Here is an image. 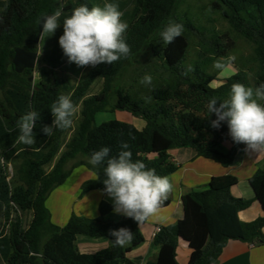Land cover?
Instances as JSON below:
<instances>
[{
    "label": "trees",
    "instance_id": "1",
    "mask_svg": "<svg viewBox=\"0 0 264 264\" xmlns=\"http://www.w3.org/2000/svg\"><path fill=\"white\" fill-rule=\"evenodd\" d=\"M117 3L119 0H109ZM179 0H134L123 21L128 29L124 34L130 46L129 58H121L112 65L102 63L85 71L68 63L63 50L54 46L47 56L49 66L40 68L39 80L33 72L38 61V45L42 41L43 16L62 9L64 17L73 9L86 4L89 8L103 6V0H0V258L3 264H135L128 254L143 242L139 224L131 218L119 222L103 219L112 206L100 202L96 218L71 214L65 224L55 225L45 201L50 192L62 185L74 165L83 163L94 174L93 179L80 185L79 198L90 190H101L105 178L103 167H93L89 157L102 146L119 150L121 140L127 141L133 160H142L160 176H168L177 166L170 161L169 150L191 147L196 156L210 159L223 167L229 166L241 148L233 143L227 152L218 149L229 139L228 127L223 123L214 129L208 118L207 102L212 97L229 98L231 86L241 83L254 87L264 82V0H217L214 5L225 10L222 15L233 31L254 45L258 63L253 85L247 72L237 68L222 80L206 70L207 62L197 61L194 71L181 73L188 48L182 34L176 41L159 49L153 41L172 18ZM189 29L197 33L193 26ZM63 29V26H60ZM214 58L226 57L234 41L223 34L209 42ZM141 53H151L165 70L174 76L171 86L152 87L144 97L131 96L115 85V80ZM59 69L62 74H56ZM77 78L73 84L69 78ZM100 80L101 89L90 94ZM213 81H219L212 86ZM60 95H70L78 116L72 127L55 130L46 136L42 128L51 125V105ZM264 103V102H261ZM37 111L35 145L28 147L14 143L18 136L19 118ZM123 111L144 122L142 129L117 119L95 123L99 112ZM70 135L66 137V133ZM134 137V139L130 138ZM14 156L17 163L9 178L8 161ZM97 177L99 179L97 180ZM238 183L233 175L211 177L204 191H191L182 196L183 217L173 224L162 226L153 236L158 247L155 261L146 264H178L176 247L182 239L190 249L188 264H216L229 240L252 245L264 244V215L242 221L239 212L251 201L232 196L230 190ZM254 199L264 212V170L257 169L248 179ZM167 199L163 207L168 204ZM30 214L28 223L25 216ZM127 228L134 235L125 247L113 246L110 230ZM105 238L108 246L95 253H80L76 236Z\"/></svg>",
    "mask_w": 264,
    "mask_h": 264
},
{
    "label": "clouds",
    "instance_id": "2",
    "mask_svg": "<svg viewBox=\"0 0 264 264\" xmlns=\"http://www.w3.org/2000/svg\"><path fill=\"white\" fill-rule=\"evenodd\" d=\"M62 9L43 16L40 41L52 36L62 25L63 34L58 43L68 63L77 67H96L102 63L112 65L121 58H129L130 46L125 42L124 34L128 29L127 22L122 20L124 13L117 3L105 2L103 6L89 8L82 4L73 9L61 23ZM184 25L169 18L159 35L164 45L172 44L181 37ZM235 56L220 57L213 63V68L221 73L235 61ZM194 69L189 65L181 74L187 76ZM141 84L151 85L152 76L146 74ZM264 82L254 87L234 83L229 98L219 100L212 97L206 104L208 118L214 129L227 124L228 135L233 143L243 144L246 153L264 154ZM52 124L42 128L43 133L51 137L55 130H63L73 126V118L78 109L70 95H60L51 105ZM37 111L23 114L17 121L18 136L14 143L31 147L35 145ZM130 138L134 139V137ZM120 150L111 155L112 148L102 146L94 150L89 157L93 167H103L105 178L102 192L112 200L113 211L117 215L131 218L139 225L150 218L163 220L160 215L164 202L173 190L169 177L160 176L154 168H148L142 160H133L127 141L121 140ZM3 162V157H0ZM99 177H97V180ZM114 237L113 246L125 247L130 244L134 235L127 228L110 230Z\"/></svg>",
    "mask_w": 264,
    "mask_h": 264
},
{
    "label": "crops",
    "instance_id": "3",
    "mask_svg": "<svg viewBox=\"0 0 264 264\" xmlns=\"http://www.w3.org/2000/svg\"><path fill=\"white\" fill-rule=\"evenodd\" d=\"M228 76L230 75H224L223 77ZM38 80L39 74L36 81ZM97 82L101 84L100 80L95 83ZM89 93L95 94L91 91ZM76 107L79 111V105ZM118 112L123 111L110 113L119 115ZM100 113L102 112L97 113L95 118ZM121 116L127 120L126 122L134 125L139 130L144 126V122L137 120L138 118H134L130 114H121ZM69 135L70 133L67 132L66 137ZM228 137L229 139L224 140L218 147L224 153L232 147L231 137L229 135ZM237 145L241 149L236 152L232 163L227 167H223L213 160L196 156L191 147L169 150L170 161L177 166L176 170L167 176L173 184V190L168 197V204L162 207L160 213L164 219L150 218L139 225L144 240L128 254V257L135 264H146L155 261L158 253V247L152 241L155 228L173 224L181 219L183 217L182 196L191 191H204L211 177L229 174L238 179V183L230 190L232 196L251 201L248 208L239 212L240 220L251 221L264 215L260 204L254 199V193L248 183V179L257 169L264 170V154H248L243 150L245 148L243 144ZM93 178L94 174L83 163L74 165L71 168L65 182L53 189L46 198L45 205L50 213L52 223L62 226L72 213L83 217L96 218L99 216L98 206L100 202L112 206V200L98 189L90 190L79 198L80 185L85 180ZM27 215L30 219V214ZM125 218L122 215L115 214L113 206L103 216V219L111 222H119ZM75 245L80 253L89 254L106 248L108 241L105 238H89L78 235L75 239ZM175 252L178 264H188L190 249L185 241L178 240ZM0 264H3L1 258ZM216 264H264V244L250 245L238 240H229L223 247Z\"/></svg>",
    "mask_w": 264,
    "mask_h": 264
},
{
    "label": "rangeland",
    "instance_id": "4",
    "mask_svg": "<svg viewBox=\"0 0 264 264\" xmlns=\"http://www.w3.org/2000/svg\"><path fill=\"white\" fill-rule=\"evenodd\" d=\"M109 2V0H103ZM134 0H119L117 4L120 10L124 13L122 20L133 7ZM217 0H179L172 15V20L184 25L183 35L188 39V48L186 52L185 61L183 65L189 66L197 61L207 62V72L217 80L223 79L224 75H231L237 68L243 69L247 72L248 79L251 84L254 82L255 73L257 71L258 63L254 55V45L247 39L233 31L227 19L222 15L224 7L217 8L214 3ZM187 25L193 26L197 33L189 29ZM160 33V32H159ZM234 41V47L227 53V56H235L236 59L226 72L221 73L219 70L213 68V63L216 59L211 54L209 42L211 38L221 36L223 34ZM63 34V29L59 27L56 32L41 41L38 45V61L36 69L33 72L34 81L38 79V70L49 66L47 56L54 49V46H59V37ZM153 47L159 49L163 41L158 35L153 41ZM91 66L85 67V71L89 70ZM56 74H62L59 69L55 70ZM152 76L151 85H144L140 80L146 75ZM73 84L77 83V78L69 76ZM174 83V76L169 71L165 70L159 60L151 53H141L136 57V62L131 64L124 72H122L115 80V85L120 87L124 92L131 96L144 97L149 90L154 86L167 85L171 86ZM218 84V81H213L212 85ZM253 87V86H252ZM101 89L99 82L95 83L91 88L92 93H97ZM78 109V108H77ZM119 115L102 112L95 118V123L99 124L103 121L117 119L123 122L124 119L121 114H128L126 112H118ZM77 113L73 118V124L76 121ZM142 121L141 119H137ZM143 122V121H142ZM128 123V122H126ZM17 163L14 156L8 161L9 178L12 177L13 167ZM29 221L28 215L25 216L26 224Z\"/></svg>",
    "mask_w": 264,
    "mask_h": 264
},
{
    "label": "built area",
    "instance_id": "5",
    "mask_svg": "<svg viewBox=\"0 0 264 264\" xmlns=\"http://www.w3.org/2000/svg\"><path fill=\"white\" fill-rule=\"evenodd\" d=\"M159 230H160V227H156L154 233L158 232ZM250 245H252V244H250Z\"/></svg>",
    "mask_w": 264,
    "mask_h": 264
}]
</instances>
